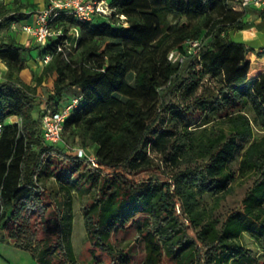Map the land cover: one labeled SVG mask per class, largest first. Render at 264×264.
I'll use <instances>...</instances> for the list:
<instances>
[{"label":"trees","instance_id":"trees-1","mask_svg":"<svg viewBox=\"0 0 264 264\" xmlns=\"http://www.w3.org/2000/svg\"><path fill=\"white\" fill-rule=\"evenodd\" d=\"M110 6V17L86 24L57 18L55 35L39 45L42 60H51L33 81L24 78L32 49L12 38L0 41L8 69L0 82V231L37 264H80L72 243L75 186L57 169L51 171L61 183L57 193L42 183L58 155L95 173L100 197L84 210L87 239L113 264L131 263L112 238L137 224L143 264H259L242 239L248 234L264 242V73L249 82L248 56L255 50L225 36L243 28L242 14L225 0H110ZM28 17L0 3V32ZM197 41L207 44L191 53L187 45ZM173 52L180 60L169 59ZM50 78L54 90L46 102L55 112L68 90L79 91L70 97L81 101L64 133L79 143L74 150L96 156L98 168L62 146L64 133L59 144L44 140L36 106ZM204 81L214 94L198 96ZM194 108L204 122L192 128L187 120ZM14 116L21 128L9 123ZM241 150V173L254 181L240 208L221 223L215 212L235 192L230 163Z\"/></svg>","mask_w":264,"mask_h":264},{"label":"rangeland","instance_id":"rangeland-1","mask_svg":"<svg viewBox=\"0 0 264 264\" xmlns=\"http://www.w3.org/2000/svg\"><path fill=\"white\" fill-rule=\"evenodd\" d=\"M110 1V0H109ZM184 20V19H183ZM242 29H233L226 33V39L228 41H246L250 47L256 52L249 54L248 58L253 67L250 69V78H256L259 72L264 70V56L258 57V53L261 49H264V13L256 11L249 17L244 13L242 18ZM257 27L261 32H242L243 30H250L253 27ZM0 40L6 39V34L0 35ZM207 41L201 42L200 49H204ZM190 52H194V49L187 45ZM39 56V54H38ZM76 60H79V54H74ZM175 58L180 60V57L176 54ZM33 58H31L32 61ZM34 64V65H33ZM30 68V67H29ZM42 72L36 62H31V68L25 72L24 78L26 80H32L34 74ZM133 74L128 77L129 83L133 84ZM34 85V83H33ZM203 88L199 92L198 96L205 93L214 94L215 88L209 85L206 81L202 83ZM54 90V78H50L39 88V97L37 98L36 112L41 111V106L44 102L48 101L50 95ZM79 94L76 89H70L67 91V96L75 97ZM172 103L176 106L182 104L181 100L177 97L172 98ZM189 104V103H188ZM64 106V103H61ZM37 116V115H36ZM164 118V116L162 117ZM204 122V117L197 108L192 109L189 115L187 124L194 128L201 125ZM176 125L173 122L168 124L169 127ZM180 127V125H179ZM257 138L259 136H256ZM69 148L68 152L73 154L75 148L79 146V143L72 138V135L67 131L64 133V143L62 145ZM91 154V152H89ZM244 151L238 152L230 163V169L235 173L236 180L234 183L235 192L229 195L225 201L221 203V206L216 210L215 217L223 223L226 217L232 212L240 208L242 200L244 199L247 191L251 188L254 179L249 176H243L241 173V162L243 160ZM62 170L65 175L68 176L71 184H74L73 196V210H74V225L72 233V243L74 252L80 262V264H113L114 258L101 250H94L87 239V232L84 220V210L96 199L100 197V187L93 185V179L95 173L90 169H87L85 165H77L67 157L54 156L51 157L49 162L50 172L53 170ZM44 187L57 193L60 189V182L56 179L55 173L44 175L42 178ZM64 183V182H63ZM66 184V183H64ZM203 204L210 206L212 204V198L208 195L203 196ZM179 209V208H178ZM41 229V227L39 226ZM112 242L117 253L125 252L131 257L130 264H143L146 250L144 242L140 235V230L137 225H130L127 230L121 231L119 234L112 238ZM243 246L253 251L256 258L259 260V264H264V242H257L248 234H245L242 239ZM1 260L0 264H37L33 256L26 251L17 249L12 241L9 239L8 232H1ZM162 264H173L168 259H165Z\"/></svg>","mask_w":264,"mask_h":264},{"label":"built area","instance_id":"built-area-1","mask_svg":"<svg viewBox=\"0 0 264 264\" xmlns=\"http://www.w3.org/2000/svg\"><path fill=\"white\" fill-rule=\"evenodd\" d=\"M232 8H248L252 5H258L264 10V0H225ZM113 10L109 0H48V4L42 10L34 12L32 23L14 24L13 29L22 31L30 35L36 43L44 45L48 40L55 35L52 26L55 20L61 16H69L77 20L79 23H90L97 16L110 17ZM125 19L123 16L121 17ZM190 47L194 49V53L200 50V42H191ZM66 46H59V52H65ZM192 53V52H191ZM66 56V52H65ZM176 53L170 54L171 61L178 60L175 58ZM51 60V56L47 55L43 60V64H47ZM81 98L72 99L67 105L60 106L57 112L53 111L47 104L41 106L42 120L41 127L44 140L49 144H59L63 140L64 124L69 118L73 110L80 105ZM9 123L21 128L23 126L22 119L14 116L9 120ZM2 126L0 125V136ZM76 156L90 164L94 168H98V161L95 155L90 154L86 149H76ZM47 160V155L42 156V161ZM38 179V174L36 175ZM3 212V207L0 206V216ZM1 238V231H0ZM1 248V243H0ZM1 260V251H0Z\"/></svg>","mask_w":264,"mask_h":264},{"label":"crops","instance_id":"crops-1","mask_svg":"<svg viewBox=\"0 0 264 264\" xmlns=\"http://www.w3.org/2000/svg\"><path fill=\"white\" fill-rule=\"evenodd\" d=\"M0 3L3 6H5L6 8L13 9V10H20L21 13L29 15V17L27 19L21 21L20 23H17V24L22 25L24 23H29V24L32 23V17H33L34 12H36L38 10H42L43 8H45L46 5L48 4V0H0ZM230 8L235 12L241 13L242 18H243L244 13H246L249 17L252 15V13H255L256 11L264 13V10L258 5H252L248 8H245V9L244 8L234 9L231 6H230ZM70 32L74 37L78 36L77 30L73 29ZM242 32H261V30L257 29V27L255 26V27L251 28L250 30H243ZM3 34H6V38L14 39L17 44L22 45V46H26V47H29L30 49H32V51H30L28 54H26L27 65L31 68V62L32 63L36 62V66H38L40 69H43L41 48H40L41 46L39 47L40 44H37L35 42V40L30 35L22 32V31H16V30H12V29L0 32V35H3ZM233 42L244 43V44L249 46V44L246 41H238V42L233 41ZM250 48H252V47H250ZM254 53H252V54H254ZM38 54H39V56H38ZM31 58H33L32 61H31ZM252 67H253V65H251V68ZM7 71H8L7 67L0 60V82L3 81L4 76L6 75ZM262 73H264V70L259 72V74L256 76V78ZM252 80H253V78H250V76H249V82H251ZM69 98L66 97L64 99V101H62L61 103H64V105H67L71 101V98L70 99Z\"/></svg>","mask_w":264,"mask_h":264}]
</instances>
